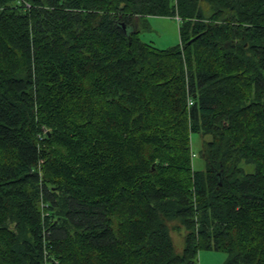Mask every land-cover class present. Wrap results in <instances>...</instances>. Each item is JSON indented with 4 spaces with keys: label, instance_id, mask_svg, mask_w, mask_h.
I'll use <instances>...</instances> for the list:
<instances>
[{
    "label": "trees",
    "instance_id": "trees-1",
    "mask_svg": "<svg viewBox=\"0 0 264 264\" xmlns=\"http://www.w3.org/2000/svg\"><path fill=\"white\" fill-rule=\"evenodd\" d=\"M202 249L264 264V0H0V264Z\"/></svg>",
    "mask_w": 264,
    "mask_h": 264
},
{
    "label": "rangeland",
    "instance_id": "rangeland-1",
    "mask_svg": "<svg viewBox=\"0 0 264 264\" xmlns=\"http://www.w3.org/2000/svg\"><path fill=\"white\" fill-rule=\"evenodd\" d=\"M148 27H141L139 36L142 40L149 42L157 48L164 49L175 46L180 42L178 32V20L175 17L149 15L145 17ZM192 166L194 169H204L205 162L202 156V143L209 139V136H202L199 133H191ZM174 247L180 252L183 246V233L178 230H171ZM226 258V253L221 250L202 249L198 252L197 259L193 264H221ZM180 264V263H176Z\"/></svg>",
    "mask_w": 264,
    "mask_h": 264
},
{
    "label": "built area",
    "instance_id": "built-area-1",
    "mask_svg": "<svg viewBox=\"0 0 264 264\" xmlns=\"http://www.w3.org/2000/svg\"><path fill=\"white\" fill-rule=\"evenodd\" d=\"M188 103L191 104V101L189 100Z\"/></svg>",
    "mask_w": 264,
    "mask_h": 264
}]
</instances>
